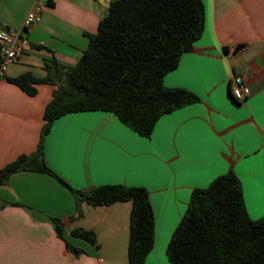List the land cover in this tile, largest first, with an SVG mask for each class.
Wrapping results in <instances>:
<instances>
[{
  "label": "crops",
  "instance_id": "1",
  "mask_svg": "<svg viewBox=\"0 0 264 264\" xmlns=\"http://www.w3.org/2000/svg\"><path fill=\"white\" fill-rule=\"evenodd\" d=\"M114 0H0V28L21 29L43 3L40 22L23 32L29 45L0 76V170L38 151L44 112L57 89L37 84L30 96L11 83L23 74L47 77V65L72 67L98 32ZM203 35L164 84L194 93L199 102L159 119L143 138L111 113L81 112L57 119L45 138L47 166L72 188L143 187L155 216V243L145 264H170L168 244L196 188L232 170L246 210L264 217V0H202ZM241 76L250 89L231 97ZM132 202L93 207L57 179L18 172L0 187V264H129ZM52 219H59L63 238ZM91 231L98 245L74 236ZM69 242L81 253L67 249Z\"/></svg>",
  "mask_w": 264,
  "mask_h": 264
},
{
  "label": "trees",
  "instance_id": "2",
  "mask_svg": "<svg viewBox=\"0 0 264 264\" xmlns=\"http://www.w3.org/2000/svg\"><path fill=\"white\" fill-rule=\"evenodd\" d=\"M204 28L202 0H114L75 66L53 62L43 79L30 74L10 79L30 96L36 94L37 84H54L57 89L44 112L38 151L21 155L1 169L0 187L15 173L36 172L54 177L78 202L95 208L132 202L129 264H145L155 243L148 191L121 185L78 191L47 166L44 142L57 119L81 112L111 113L139 136L150 138L160 118L199 102L188 90L166 87L164 79L193 50ZM52 221L63 238L61 221ZM72 234L98 245L91 231L80 229ZM65 243L72 253H81ZM166 255L170 264H264V217L253 220L249 216L234 171L219 176L207 188L192 191Z\"/></svg>",
  "mask_w": 264,
  "mask_h": 264
},
{
  "label": "built area",
  "instance_id": "3",
  "mask_svg": "<svg viewBox=\"0 0 264 264\" xmlns=\"http://www.w3.org/2000/svg\"><path fill=\"white\" fill-rule=\"evenodd\" d=\"M43 3H38L27 15L21 29L0 28V76H4L8 67L19 60L29 45L23 32L37 25L43 13ZM231 96L237 103L245 102L250 89L241 76H235L231 82Z\"/></svg>",
  "mask_w": 264,
  "mask_h": 264
},
{
  "label": "water",
  "instance_id": "4",
  "mask_svg": "<svg viewBox=\"0 0 264 264\" xmlns=\"http://www.w3.org/2000/svg\"><path fill=\"white\" fill-rule=\"evenodd\" d=\"M106 15H107V14H106ZM106 15H105V16H106Z\"/></svg>",
  "mask_w": 264,
  "mask_h": 264
}]
</instances>
